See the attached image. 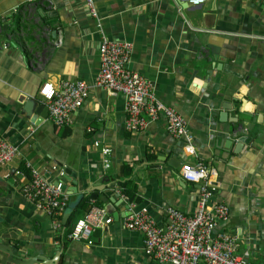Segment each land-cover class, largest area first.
<instances>
[{
  "label": "crops",
  "instance_id": "obj_1",
  "mask_svg": "<svg viewBox=\"0 0 264 264\" xmlns=\"http://www.w3.org/2000/svg\"><path fill=\"white\" fill-rule=\"evenodd\" d=\"M93 1L97 19L83 0H0V136L17 146L0 168V244L46 264H165L144 254L140 232L123 227L128 202L119 184L131 179L140 198L133 210L162 225L167 206L186 215L196 207L198 184L184 181L180 166L200 161L209 170L210 199L228 206L212 234L233 235L237 254L264 264V0ZM96 20L106 37L131 44L128 68L184 118L191 153L167 133L162 116L126 130L123 95L92 86ZM76 79L89 85L88 95L68 125L56 127L46 117L31 126L20 113L28 96L42 102L43 82ZM27 164L65 185L68 203L95 193L88 203L103 208L110 223L95 229L89 244L61 237V225L55 230L52 217L20 193ZM63 167L74 177L65 178Z\"/></svg>",
  "mask_w": 264,
  "mask_h": 264
},
{
  "label": "built area",
  "instance_id": "obj_2",
  "mask_svg": "<svg viewBox=\"0 0 264 264\" xmlns=\"http://www.w3.org/2000/svg\"><path fill=\"white\" fill-rule=\"evenodd\" d=\"M89 15L97 19L93 0H83ZM203 0H188L197 4ZM98 39V70L92 86L102 88L109 95L122 94L125 99L124 128L128 131L142 129L147 121L162 116L167 133L182 140L184 154L192 152L193 137L188 131L184 118L171 106L159 102L151 83L128 68L132 46L127 41L106 37L96 20ZM89 85L80 79L61 80L56 86L43 82L37 90L47 109V118L56 127L69 124V115L75 111L88 95ZM109 149H100L102 165L107 167ZM17 155V146L0 136V168ZM28 176L20 185V193L42 213L52 217L55 230L60 228L58 219L68 204V194L47 180L37 169L26 166ZM15 174H21L16 169ZM61 173V172H60ZM209 170L200 161L193 165L182 164L180 176L184 181L198 184L196 207L186 215L178 208L167 206L165 220L156 224L145 210H133L134 203L128 202V213L124 216L123 227L138 231L142 235V250L145 255L165 264H253L236 253L237 243L227 232L212 234L218 221L228 216L224 202L210 199L213 186L207 180ZM111 216L101 207L92 206L81 218L70 226L65 237L73 241L91 243L90 236L97 228L109 224Z\"/></svg>",
  "mask_w": 264,
  "mask_h": 264
},
{
  "label": "water",
  "instance_id": "obj_3",
  "mask_svg": "<svg viewBox=\"0 0 264 264\" xmlns=\"http://www.w3.org/2000/svg\"><path fill=\"white\" fill-rule=\"evenodd\" d=\"M20 113L27 118L28 122L31 124V126H36L37 124H39L41 121L45 120L47 117V109L46 106L43 102L39 101L36 97L34 96H28L21 104V108H20ZM162 160V159H159ZM59 167H61V163H58L56 161H54ZM62 175L65 178H70V177H74V174L66 167L62 168ZM52 183L54 185L59 184V189L63 192H65L66 187L65 185L59 183L57 180H53ZM73 190V189H72ZM74 193V190H73ZM95 193H88V194H78L77 197L75 198V200H73L72 202H69L66 207L63 209V211L61 212V217H60V225H61V230H64L65 226L68 223V218L71 214V212L74 210V208L76 207L77 203L79 202V200L83 197L86 196L88 198H92L94 196ZM0 222H1V218H0ZM59 250L60 248L57 247L56 248V254L57 256L59 255ZM0 251L6 254V263L5 264H29L31 261H42L44 262V258L37 256V257H33V259L31 260H24L21 258L16 257L10 250L9 247L7 246H3L0 244ZM55 254V255H56ZM46 264V263H45ZM50 264V262L48 263Z\"/></svg>",
  "mask_w": 264,
  "mask_h": 264
},
{
  "label": "trees",
  "instance_id": "obj_4",
  "mask_svg": "<svg viewBox=\"0 0 264 264\" xmlns=\"http://www.w3.org/2000/svg\"><path fill=\"white\" fill-rule=\"evenodd\" d=\"M66 133L67 130H65L61 134L63 135ZM124 168L126 167H123L122 170ZM124 174H128V173H122V175ZM119 188L121 194L123 195L124 199L127 202H136V203L140 202V198L136 195V186L131 179H124L123 181H121L119 184ZM90 207H92V205L88 203V198L86 196H83L77 203L74 210L71 212L68 218V223L65 226L64 230L62 231L63 233L61 237H64L66 235L73 222L76 219L82 217L89 210Z\"/></svg>",
  "mask_w": 264,
  "mask_h": 264
},
{
  "label": "clouds",
  "instance_id": "obj_5",
  "mask_svg": "<svg viewBox=\"0 0 264 264\" xmlns=\"http://www.w3.org/2000/svg\"><path fill=\"white\" fill-rule=\"evenodd\" d=\"M194 2H198V0H194Z\"/></svg>",
  "mask_w": 264,
  "mask_h": 264
}]
</instances>
